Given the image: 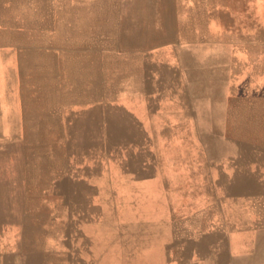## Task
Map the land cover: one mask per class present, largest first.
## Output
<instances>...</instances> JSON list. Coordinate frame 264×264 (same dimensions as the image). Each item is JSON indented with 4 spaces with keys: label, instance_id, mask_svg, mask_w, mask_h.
<instances>
[{
    "label": "rangeland",
    "instance_id": "374dc122",
    "mask_svg": "<svg viewBox=\"0 0 264 264\" xmlns=\"http://www.w3.org/2000/svg\"><path fill=\"white\" fill-rule=\"evenodd\" d=\"M20 10L43 39V78L23 84L43 86L44 125L37 140L0 141L8 213H27L34 231L57 209L55 197L58 212H70L67 178L57 191L52 171L59 168L62 178L85 164L92 180L104 171L99 126L84 140L77 120L98 115L82 107L140 86L156 98L157 175L175 169L181 188L168 223L182 236H172L170 249L167 237L165 248L157 246L156 264H264V0H0V50L11 30H20L11 28ZM199 70L208 75L201 92ZM199 96L218 100V117L199 109ZM9 176L10 187L3 181ZM96 209L77 204L74 211ZM159 223L157 229L166 222Z\"/></svg>",
    "mask_w": 264,
    "mask_h": 264
},
{
    "label": "crops",
    "instance_id": "0c3cea01",
    "mask_svg": "<svg viewBox=\"0 0 264 264\" xmlns=\"http://www.w3.org/2000/svg\"><path fill=\"white\" fill-rule=\"evenodd\" d=\"M25 7L27 12H34V6L26 4ZM22 15L20 10V21L11 26L20 30H11L5 39L4 49L0 50L2 142L37 140L38 134H43L44 88L34 85L44 75L43 39H37L38 23L25 20L24 17L21 19ZM39 25L42 26V23ZM34 29L35 34L31 32ZM212 72L216 76L214 69ZM16 75L19 77L18 85L14 79ZM23 79L34 84H23ZM207 79L208 75L199 70V92L205 89L203 85ZM208 98L199 96V109H211L212 116L218 117V100L210 97V101ZM38 100L41 113L37 111ZM25 102L31 103L28 105L29 121L22 120L26 115ZM155 104L153 93L136 86L118 90L113 96L103 94L93 104L82 107L84 112L94 110L95 115H98H86L77 120L84 126V140L91 139L93 124L99 126L101 168H104L98 176L100 179L92 180V171L84 167L85 164L82 170L75 165L73 168L68 167L66 177L63 175L62 178L59 168H55L57 171H52V188L60 191V184L67 178L66 204L71 206V211L60 214V199L55 197L57 209L50 216L38 220L34 231L29 229L27 213L21 211L19 214H9L5 209V204L11 203V196H0V264H156V254L159 252L157 246L161 250L164 244L165 248L167 237L170 249L172 236L181 237L182 233L172 232L168 223L175 219L172 214H177L173 209L178 205L174 203L177 190L181 196L178 182L172 180L175 169L163 170L162 175H157L156 171ZM199 118H203L202 112ZM21 124L29 125L25 132H21ZM69 139L74 138L69 136ZM83 157L86 158L85 155ZM8 171L10 173L11 168ZM24 172L27 173V169ZM80 176L83 180H76L81 179ZM3 181L9 187L12 186L11 176ZM93 189L98 190L94 203L90 196ZM20 203L27 204L26 196ZM77 204H94L99 209L94 212H76L74 208ZM49 221L51 227H48ZM159 222L168 224L167 234L164 228L166 223L162 224L163 232H159L161 229L156 227ZM180 247L178 252H184V247Z\"/></svg>",
    "mask_w": 264,
    "mask_h": 264
},
{
    "label": "bare ground",
    "instance_id": "6f19581e",
    "mask_svg": "<svg viewBox=\"0 0 264 264\" xmlns=\"http://www.w3.org/2000/svg\"><path fill=\"white\" fill-rule=\"evenodd\" d=\"M194 3V2H193ZM241 14V13H240ZM180 18V17H179ZM179 20V19H178ZM142 24V23H141ZM46 60V59H45ZM43 103V102H42Z\"/></svg>",
    "mask_w": 264,
    "mask_h": 264
}]
</instances>
